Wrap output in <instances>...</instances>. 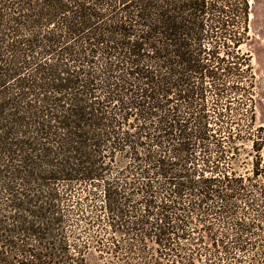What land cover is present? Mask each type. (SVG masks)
Returning a JSON list of instances; mask_svg holds the SVG:
<instances>
[{"label": "trees", "instance_id": "1", "mask_svg": "<svg viewBox=\"0 0 264 264\" xmlns=\"http://www.w3.org/2000/svg\"><path fill=\"white\" fill-rule=\"evenodd\" d=\"M229 1L0 0V264L245 248L264 126L228 104L251 69L247 1Z\"/></svg>", "mask_w": 264, "mask_h": 264}, {"label": "rangeland", "instance_id": "2", "mask_svg": "<svg viewBox=\"0 0 264 264\" xmlns=\"http://www.w3.org/2000/svg\"><path fill=\"white\" fill-rule=\"evenodd\" d=\"M247 1V32L245 40L240 44L242 51L250 52V71H245L242 74L239 82V89L234 96L228 99L230 106L233 108L234 121L238 124V129H244L246 125V107L252 106L254 118L251 126V137H255L258 133V126H264V0H246ZM232 5L227 4L228 8H237L236 0H230ZM229 97V96H228ZM211 99V97L209 98ZM249 100H251L249 102ZM251 141L247 142V148H250ZM264 162V146L261 150ZM243 153L236 157L240 161ZM253 201L247 208L244 216L237 213L235 218H241L245 222L258 224L259 228L254 227L252 234L248 238H242V244L245 248L235 253L236 258L228 264H264V201L255 200L257 197L253 194ZM230 225V223H229ZM229 226L228 233L232 237L238 235L239 230H235ZM233 238H228V243L231 244ZM245 240V242H244ZM105 257V256H104ZM106 257L98 258V261H93L88 257V264H103Z\"/></svg>", "mask_w": 264, "mask_h": 264}]
</instances>
